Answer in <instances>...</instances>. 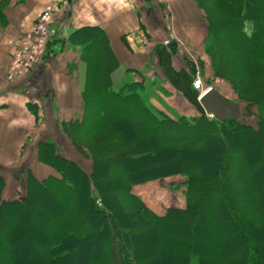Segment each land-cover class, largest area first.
<instances>
[{"label": "trees", "instance_id": "obj_1", "mask_svg": "<svg viewBox=\"0 0 264 264\" xmlns=\"http://www.w3.org/2000/svg\"><path fill=\"white\" fill-rule=\"evenodd\" d=\"M195 1L208 26L201 70L210 64L256 125L209 119L192 86L195 64L174 72L171 44L156 49L165 81L200 115L173 118L142 82L113 90L119 65L94 43L104 41L99 28L81 29L71 42L96 59H86L84 115L65 132L90 170L48 140L38 159L52 174L26 171L23 198L4 199L0 175V264H264V0ZM178 176L184 208L158 215L132 191Z\"/></svg>", "mask_w": 264, "mask_h": 264}, {"label": "crops", "instance_id": "obj_2", "mask_svg": "<svg viewBox=\"0 0 264 264\" xmlns=\"http://www.w3.org/2000/svg\"><path fill=\"white\" fill-rule=\"evenodd\" d=\"M51 2L0 0V175L6 181V200L17 198L7 197L4 173L31 170L40 179L51 175L52 170L38 159L43 143L53 138L50 130L56 123V132L58 127L66 131L84 115L86 61H95L96 56L86 54L80 43H72L73 34L86 27L99 28L104 41L96 39L94 43L107 45L119 65L109 75L112 88L142 82L149 101L159 108L162 106L155 100L164 92L168 93L163 94L164 105L169 109L184 102L176 88L166 82L158 60L156 49L165 47L164 40H171L174 72L186 69V61L195 64L194 58L207 62L200 51H204L208 26L195 0H168L165 5L150 0H61L54 18L59 34L50 43L43 63L30 75L9 79L10 42L24 35ZM140 35L148 38L149 47L138 45ZM98 54L103 57L102 50ZM143 201L153 209L144 197Z\"/></svg>", "mask_w": 264, "mask_h": 264}, {"label": "rangeland", "instance_id": "obj_3", "mask_svg": "<svg viewBox=\"0 0 264 264\" xmlns=\"http://www.w3.org/2000/svg\"><path fill=\"white\" fill-rule=\"evenodd\" d=\"M212 21H216V20H212ZM246 28H247L246 29L247 32L249 33L251 31V25L247 24ZM228 33L229 32H226L224 38H225V40L231 41L232 39H229V36H227ZM202 54L208 61V58L204 54V51L203 52L200 51V56ZM194 62L196 64V72L194 73L193 82L195 81L196 77L199 76L205 87L218 89L219 93L222 96H225V98L228 101H231L233 103H239L241 105L242 111L245 114V117L248 120V122L252 125H256L257 121H255V119L253 117L248 116V114L244 110L245 109L244 103L239 102V100L236 97L231 86L227 85L223 81L222 78L213 76V74L211 72L212 67H210V64H209V68H208V66L204 68V73H205V75H204V73L201 70V66H200L201 59L200 58H194ZM193 82H192V85H193ZM112 89L116 90L117 88L113 87ZM164 93H165V95L168 94L166 92H164ZM163 94H162L161 98L157 96V100H155V104L161 105L162 106L161 108L165 109L168 113H170L173 118H176V115L178 116L180 114L188 116V117H190V115H192V114L200 115L197 109L193 108L192 105H188L186 102H183V103L178 102L177 109H173V110L169 109L168 107H166L164 105ZM178 97L181 100L185 101L184 98H182L180 96H178ZM197 100H198V98H197ZM252 110H253V112H255L254 108H252ZM206 116L211 120L213 119L207 114H206ZM57 123H59V122H57ZM55 125H56V123H55ZM55 125H54V128L52 130H50V135H52L53 138L49 139V141H53L57 144V146L59 147L57 149L59 150V152L63 156L70 158V159H72V158L75 159L76 161L80 162L83 165L85 170L89 171L91 163L89 161L85 160L83 158V156L78 151H76L74 149L71 141L66 136L65 130H61V128L58 127L57 132L55 131V129H56ZM73 153H75V154H73ZM4 174L8 179V187L6 189L7 197L8 198L9 197H11V198H23L25 196V193H26V181H27L25 178L26 172L18 171V172L4 173ZM110 175H112V174H110ZM183 182H184V178L178 176V177L170 178L168 180L156 182V184H152L153 182H151V183H146L143 185L135 186V187H133L132 191L135 192L136 195L138 194V196L142 200L144 197L146 202L153 208L152 210L156 214H158V213L164 214L166 212V210L170 207H178V208H184L185 207L186 186L183 185ZM38 211L39 212L44 211L43 207L39 206ZM34 218H35V216H30L28 214L26 216V219L31 220V222H32L31 225L34 226L35 228H37L39 231L42 232L45 228H47L45 223H42L39 220H35ZM30 232H31L30 228L29 227L26 228L27 235ZM95 243H96V241L93 243V245H94L93 248H96L99 246V248L103 249L106 246V244L102 243V242L99 244H97V243L95 244ZM32 247H34L32 244H30V246H28L29 249ZM71 259H76V256L73 255V257Z\"/></svg>", "mask_w": 264, "mask_h": 264}, {"label": "built area", "instance_id": "obj_4", "mask_svg": "<svg viewBox=\"0 0 264 264\" xmlns=\"http://www.w3.org/2000/svg\"><path fill=\"white\" fill-rule=\"evenodd\" d=\"M155 4L165 5L168 0H150ZM61 0H52L50 5L38 15L36 23L30 27L24 35L10 42L12 57L9 79L30 75L39 67L46 56L47 47L58 36L59 32L53 23V17ZM137 43L140 47H149V40L146 36L140 35ZM171 43L170 40L163 41L165 46ZM193 88L199 92V99L210 88L203 85L199 76L193 82ZM213 118L212 115H209Z\"/></svg>", "mask_w": 264, "mask_h": 264}, {"label": "water", "instance_id": "obj_5", "mask_svg": "<svg viewBox=\"0 0 264 264\" xmlns=\"http://www.w3.org/2000/svg\"><path fill=\"white\" fill-rule=\"evenodd\" d=\"M200 104L207 114H211L219 122L232 120L245 126L247 119L239 103H233L224 98L218 89H210L200 99Z\"/></svg>", "mask_w": 264, "mask_h": 264}, {"label": "bare ground", "instance_id": "obj_6", "mask_svg": "<svg viewBox=\"0 0 264 264\" xmlns=\"http://www.w3.org/2000/svg\"><path fill=\"white\" fill-rule=\"evenodd\" d=\"M225 98V97H224Z\"/></svg>", "mask_w": 264, "mask_h": 264}]
</instances>
